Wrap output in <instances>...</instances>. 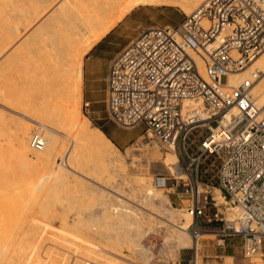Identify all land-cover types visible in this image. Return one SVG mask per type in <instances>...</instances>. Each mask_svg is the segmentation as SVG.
<instances>
[{
    "label": "built area",
    "instance_id": "obj_1",
    "mask_svg": "<svg viewBox=\"0 0 264 264\" xmlns=\"http://www.w3.org/2000/svg\"><path fill=\"white\" fill-rule=\"evenodd\" d=\"M262 53L264 0H205L177 25L141 31L117 54L107 109L119 126L142 124L158 143L173 146L177 174L188 181V230L196 245L205 220L220 226L218 246L239 238L244 257L264 260V116L251 94L263 72L229 85L230 74ZM36 132L31 145L42 150L46 141ZM211 158H219L215 184L203 183ZM183 264H200L197 248Z\"/></svg>",
    "mask_w": 264,
    "mask_h": 264
},
{
    "label": "bare ground",
    "instance_id": "obj_2",
    "mask_svg": "<svg viewBox=\"0 0 264 264\" xmlns=\"http://www.w3.org/2000/svg\"><path fill=\"white\" fill-rule=\"evenodd\" d=\"M199 2L200 0H0V53L20 35L22 36L23 29L30 30L31 26H34V30H30L32 32L29 31L30 35L22 42L32 44V38L36 36L38 31L41 30L42 32L43 27H47L42 32L43 35L41 32L38 34L41 37L40 41L37 39L38 36L34 39L36 46L34 45V51L32 48L31 51L36 57H33V65L29 68L31 75H27L26 82L33 87L39 85L48 87V93L42 97L41 101L30 102L26 89L24 90L26 93L23 92L24 94L15 89L13 90L12 86L9 87L11 84L8 82L9 80H4V87L0 86L1 100L8 101L9 105L16 106L24 111L29 119L39 123L36 124L31 120L25 121L23 119L25 122H19L20 126L16 129L13 139H11L15 143V152L19 157L18 159L21 160L22 165L20 167H22L24 173L19 172V176L14 174L15 177L9 180L5 178V176H8L7 172L0 170V264H90L86 260L90 261V257H93V255H90L84 249L82 250L85 247L80 242L68 237L66 234L60 232L58 234L55 231L49 233L52 236L48 237V230L52 227L53 221L60 223L63 232L68 228L74 229L73 225L70 226L68 214H64L68 209L70 211L69 206L67 210L62 211L63 213L58 214V209L60 211L64 207L61 204L62 201L58 198L59 195H57L58 190L61 189L60 187L64 185L62 187L64 188L66 184H69L70 187V184L79 178L75 177L74 173L76 174V172L78 173L77 176L83 175L80 172L88 174L87 176H99L98 170L101 171L100 173H107L112 168L111 165L116 160L120 161L121 158L112 140L100 128H92L89 120L81 112L80 102L83 95L82 68L85 63V55L89 53L99 39H102L113 28L117 27L125 16L131 14L133 9L140 5L176 6L190 14ZM36 39L38 42L35 41ZM30 40L32 41L30 42ZM40 46L44 48L42 51H39L42 48ZM18 56H16V59L14 58L16 63L13 64L22 67V63H25L23 58L26 59L27 55L23 57V54L20 53L17 59ZM255 61L256 63H254ZM254 62V65L247 67L241 74H230L229 85L238 86L243 81L256 78L254 73L257 69L264 73V53ZM10 68L11 66H9ZM20 70L22 69L20 68ZM251 94L258 108L263 110L262 115L264 116V76L253 87ZM12 109L15 110V108ZM74 112H77L76 118H74ZM232 114H235V111ZM29 124L38 126L45 133L43 135L41 129V132H39L40 130L35 131L40 133L46 141L42 150L32 147L31 141H29ZM0 136V163H2V159L5 157L2 147L4 146L3 143L6 142L4 139L6 135H3V137L0 133ZM63 138L67 142L71 139L70 141H73V144L71 143L70 150L66 152L65 163L62 162L59 165L57 160L60 154L68 149L66 148L67 144L70 146V141L65 145L66 141ZM169 148L172 150L173 146ZM13 158L15 160V157ZM177 161L178 155L176 152H168L164 158V163L170 168V174L172 175L179 172L176 166ZM169 179L167 177L158 178L155 182L156 187L167 186ZM136 182L145 192L147 196L143 195L145 199L149 198L153 201L154 198L159 197L161 200L164 199L166 203H172L168 195H163V197L159 189L148 184L144 179H137ZM91 186H93L92 188L97 187V185L96 187ZM113 191L118 194V191ZM110 192L103 188H97L99 207L97 206L96 209L89 207L90 210L86 212L83 210L86 220L92 222L91 229L87 228L94 234H96V228L94 227L98 224L101 227H106L108 232L111 229L114 230L116 238L113 239L110 236L107 241L118 246L122 243L120 235H129L126 240L127 244L131 241L129 238L135 233V235L143 237L144 217L133 210L129 203H124V200L120 198L121 196L112 195ZM132 198L134 199V197ZM136 199L139 201L138 198ZM79 205L78 207L82 210L83 208ZM75 206L77 207V205ZM50 215L54 217L52 218ZM78 215H81V213ZM188 216L192 223L193 218L190 213H188ZM95 222L98 224H95ZM174 227L175 239L179 242V245L185 243L182 237L187 234L188 225L184 227L175 225ZM76 231L75 233L78 235ZM103 235L101 236L100 233L98 236L102 239ZM87 238L89 240L88 236ZM46 242L53 246L48 245L47 247ZM70 242L76 247L73 248ZM138 245L141 246L142 244ZM145 253L148 252L145 251ZM92 259L95 260V257ZM107 259L118 264L116 260L119 258L113 256Z\"/></svg>",
    "mask_w": 264,
    "mask_h": 264
},
{
    "label": "rangeland",
    "instance_id": "obj_3",
    "mask_svg": "<svg viewBox=\"0 0 264 264\" xmlns=\"http://www.w3.org/2000/svg\"><path fill=\"white\" fill-rule=\"evenodd\" d=\"M204 1L205 0H200L199 4L194 7L191 12H193ZM168 6L169 5L152 4L140 5L134 8L131 14L129 13L127 16H125L126 18L124 17L123 20L117 25V27L113 28L106 36L96 42L94 47L99 42H102V44L96 50H94L93 47L89 51V53L85 55V63L82 68L83 95L80 102L81 112L83 116H85V118L89 120L92 128H100L112 140V142L116 145L117 151L119 152L121 158L120 161L116 160V162L111 165L112 168L109 166V168L111 169L108 168L109 172L107 173H100L101 171L98 170L99 176H87L88 174L83 172H80L83 174L82 176H80L81 174L77 176L78 173L76 172V174L74 173V175L75 177L79 178H77V180L70 184V187L69 184H66L64 188H62L64 185L60 187L62 190H58L57 195H59L58 198L62 201L61 204L64 207H62L63 210L59 211L58 209V214L63 213L62 211L67 210L69 206L70 211H68V209L66 212H64V214H68L70 218V226L72 227L73 225L74 229L68 228L65 232H63L61 231L62 226L60 225V223L58 221H53L51 225L52 227H50V229L48 230V237L52 236L49 233H53L55 231L56 233L60 232L66 234L68 237H71L76 241L80 242V244H83V247H85L82 248V250L84 249L85 251H87V253L95 257V260L92 259L93 257H90V261L86 260L90 264H115L116 262H112V260L109 261L107 259L113 256L114 258H119L118 260H116L118 261V264H121L122 262H124L122 264H183L188 258H191L193 256L195 248H197L198 262L200 264H203L202 253L206 252L207 242L210 241L212 243L213 240L217 239V236L211 233H214L216 230H218L220 226L208 225L205 220H203L202 226L206 232L205 234H203L198 244H195L190 231L187 230V234L183 235L182 237V240L185 243L179 245V242L175 239L176 236L174 226L176 225L177 227H184L188 225L189 228L191 220L188 216L187 205L190 202L189 200L191 198V194L187 192L188 188L186 187V183H188V181L185 180V177H181L182 174L176 173L174 174V176H176L178 180L174 179L173 175L170 174V168L164 163V158L167 153L175 151H172L166 145L158 143L153 137L148 135L145 130V127L142 124H138L133 127L119 126L109 117L107 109V72L111 61L117 56V54L129 42H131L135 37H137L141 31L153 26L177 25L187 16V14H189L176 6ZM42 17L44 18V15ZM31 27L30 30H34V26ZM43 29L45 30L47 29V27H43ZM30 30L23 29L22 36L20 35L14 42L9 44L8 47L0 53V86L4 87V80H9L8 82L11 83L10 85L8 84L9 87L12 86L13 90L15 89L19 91V93H26L28 91V100L30 102H37L41 101L42 97L48 93V87L44 85L33 87L29 85L28 82H26L27 75H31V71H29V68H31V66L33 65V57H36V55L33 53V48L36 46L34 39L36 36H38V40L41 39V37H39L40 35H38L41 32L40 30L38 31L36 36L32 38L33 41L30 40V42L32 41V44L22 43L26 39V37L32 32ZM24 33L26 35H24L25 38H23ZM37 39L35 40L36 42H38ZM24 44H28L29 46L31 45L32 47H29L28 45L26 46ZM31 48L33 49V51H31ZM40 48L41 49H39V51H42L44 49L43 46H40ZM19 50L22 52H20ZM20 53L23 54V57L27 55V57H25L26 59L23 58V61L25 60V63L21 62L23 64H21L22 67L20 65L14 66L13 63H16V56H20ZM43 53L45 54L44 51ZM10 56L13 57L10 58ZM19 56L17 57V59L19 58ZM254 63H256V61ZM9 66H11L10 69ZM20 68L22 70H20ZM242 72H238L236 74H241ZM262 76H264V73H262L261 76L255 81L253 87H255L256 83L261 80ZM25 89L26 92L24 91ZM2 100L0 99V133H2V136L6 135V137L4 138L6 142L3 143L4 146L2 147V150L5 152V157L2 159V163H0V170L3 172H7L6 174L8 176H5V178L11 180L15 177L13 176L14 174L18 175L19 172L24 173V171H22V167H20L22 165L21 160L18 159L19 157L15 152V143H13L14 141L11 140L13 139L12 137H14L15 135L16 129L20 126L19 122H23L24 120H31L36 124L39 123L33 121L32 119H29V116H26L27 114L24 113V111H22L21 109L17 108L16 106H12V104L9 105L10 103L8 104V101L6 102L5 100ZM12 108H15V110ZM261 111L263 112V110ZM73 115L74 118H76L77 112H74ZM29 126L30 141L33 132L39 131L41 128L32 124H29ZM41 130L39 132H41ZM42 134L44 135L45 133L43 132ZM62 135L64 134L62 133ZM65 136L67 137V135ZM63 139L64 141H66L65 145L71 140L70 139L67 142L65 138ZM69 143L70 146L68 144V146L66 145V148L68 149H65L63 154L61 153L60 157L57 160V162H59V165L64 162V160H66V152L67 150H70L73 141H70ZM13 157H15V160ZM205 165V169H207V171H205L206 179L203 181V183L210 182L212 184H215L217 168L219 165V158H211L209 160H206ZM112 172L116 174L114 175ZM160 177L171 178L168 180L167 186H160L159 188L156 187L155 182ZM137 179H144L145 182L153 185L156 189H159L161 191L159 192L162 196L168 195L172 203H166L164 199L161 200L159 197L154 198L153 201L149 200V198L145 199V197L147 196L142 190L139 183L136 182ZM83 180L84 182H82ZM90 181L92 184L90 183ZM112 184L113 186H111ZM91 185H94V187H96L97 185V187L92 188L93 186ZM99 187L105 189L107 192H110L112 190L110 192V194L112 195L117 194V192L115 193L113 190L118 191V194L116 196H121L120 198L124 200V203H129L131 205L130 207L133 210H135L139 215L144 217L142 228L144 229L143 237L141 235H135V233L133 235L134 237L132 236L133 238H129V240L131 241L128 242L129 244H127L126 240L129 235H120L121 242L124 243H121L120 246H118L111 244V242L107 241V238L110 236H112L113 239L116 238V233L114 230L111 229L108 232V229H106V227H101L100 224L96 222L95 224L99 225H96L94 227L96 228V234L89 230L91 229L92 222L86 220L87 218L85 217L84 213L87 210H90V208L96 209L99 207V199L97 196V188L100 189ZM211 191L217 197L219 202H224V199L221 196V191L219 189L213 188L211 189ZM140 192L142 193V195ZM132 197H134V199ZM136 198H138L139 201ZM81 203L83 204L81 205ZM150 203H152V205H150ZM75 205H77V207ZM78 205L83 209L81 208L82 210H80ZM85 206L87 207V209ZM209 211L212 212L211 209ZM79 213H81V215H78ZM50 217L53 218L54 216L50 215ZM84 223L86 224V227L84 226ZM74 230H78L76 231L78 235H76ZM78 232L82 235V237L81 235L79 236ZM99 232L101 233V236L105 234L103 235L102 239L100 238V236H98L100 235ZM91 234L92 237L90 238ZM87 236L89 237V240ZM104 236L106 237L104 238ZM93 237L97 240H95ZM135 237H137L138 240ZM225 243L226 246L224 248L227 249L226 253H229L233 256L227 259V264H257L258 262L264 264V260L259 257H244L239 238H228ZM70 244L73 248L76 247L75 245H73V243L70 242ZM138 244H142L143 246H139ZM45 245L48 247V245L51 246L52 244L46 242ZM145 251L148 253H145ZM103 261L106 263H104Z\"/></svg>",
    "mask_w": 264,
    "mask_h": 264
},
{
    "label": "crops",
    "instance_id": "obj_4",
    "mask_svg": "<svg viewBox=\"0 0 264 264\" xmlns=\"http://www.w3.org/2000/svg\"><path fill=\"white\" fill-rule=\"evenodd\" d=\"M101 44H102V42H99L94 47V50H96ZM109 67H110V65H109ZM108 72H109V68H108ZM108 72H107V77H108ZM214 231H215V229H214ZM211 234L216 235V233H211ZM226 252H227L226 248L220 247L217 245V240H213L212 243L210 241H208L206 252L202 253L203 264H227V259L230 257H233V256L229 253H226ZM189 259L190 258H188L187 260L185 259V260L188 261ZM259 263L261 264V262H258L257 264H259Z\"/></svg>",
    "mask_w": 264,
    "mask_h": 264
},
{
    "label": "trees",
    "instance_id": "obj_5",
    "mask_svg": "<svg viewBox=\"0 0 264 264\" xmlns=\"http://www.w3.org/2000/svg\"><path fill=\"white\" fill-rule=\"evenodd\" d=\"M106 132V131H105Z\"/></svg>",
    "mask_w": 264,
    "mask_h": 264
}]
</instances>
